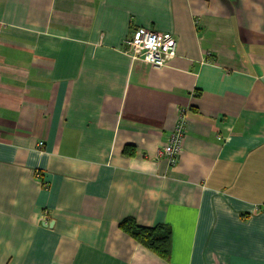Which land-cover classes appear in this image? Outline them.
<instances>
[{"label":"crops","instance_id":"0c3cea01","mask_svg":"<svg viewBox=\"0 0 264 264\" xmlns=\"http://www.w3.org/2000/svg\"><path fill=\"white\" fill-rule=\"evenodd\" d=\"M138 28L177 57L131 60ZM263 204L264 0H0V264H264Z\"/></svg>","mask_w":264,"mask_h":264},{"label":"built area","instance_id":"2783aa9c","mask_svg":"<svg viewBox=\"0 0 264 264\" xmlns=\"http://www.w3.org/2000/svg\"><path fill=\"white\" fill-rule=\"evenodd\" d=\"M124 45L126 47L125 52L130 56L131 60H140L154 68L166 67L170 61L177 57V40L147 28L135 30L134 35L128 37ZM185 128V119L181 115L167 143L158 151L159 157L166 158L171 167L176 165L182 150ZM42 146L43 143H40L39 147L42 148ZM256 209L264 210V204L257 205Z\"/></svg>","mask_w":264,"mask_h":264},{"label":"trees","instance_id":"16d2710c","mask_svg":"<svg viewBox=\"0 0 264 264\" xmlns=\"http://www.w3.org/2000/svg\"><path fill=\"white\" fill-rule=\"evenodd\" d=\"M124 153L132 155L130 147H126ZM119 227L124 233L161 259L165 261L170 260L172 253V231L168 226L158 225L147 228L138 226L132 219H126Z\"/></svg>","mask_w":264,"mask_h":264}]
</instances>
